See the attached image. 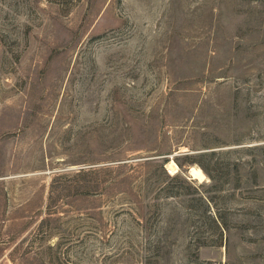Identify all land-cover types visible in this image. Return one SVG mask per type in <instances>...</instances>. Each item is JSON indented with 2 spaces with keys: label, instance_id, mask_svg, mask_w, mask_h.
<instances>
[{
  "label": "rangeland",
  "instance_id": "rangeland-1",
  "mask_svg": "<svg viewBox=\"0 0 264 264\" xmlns=\"http://www.w3.org/2000/svg\"><path fill=\"white\" fill-rule=\"evenodd\" d=\"M0 264H264V0H0Z\"/></svg>",
  "mask_w": 264,
  "mask_h": 264
},
{
  "label": "bare ground",
  "instance_id": "bare-ground-1",
  "mask_svg": "<svg viewBox=\"0 0 264 264\" xmlns=\"http://www.w3.org/2000/svg\"><path fill=\"white\" fill-rule=\"evenodd\" d=\"M167 168L172 174L178 173V166L174 161H172ZM190 174V176H192L196 180H199L200 182L207 180V176L205 175L204 171L199 167H192L190 169Z\"/></svg>",
  "mask_w": 264,
  "mask_h": 264
}]
</instances>
